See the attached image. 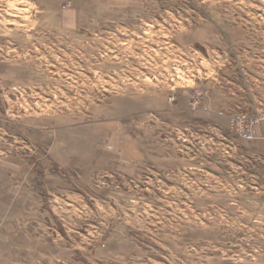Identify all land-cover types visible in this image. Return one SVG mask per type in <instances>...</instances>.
Here are the masks:
<instances>
[{"label":"rangeland","instance_id":"1","mask_svg":"<svg viewBox=\"0 0 264 264\" xmlns=\"http://www.w3.org/2000/svg\"><path fill=\"white\" fill-rule=\"evenodd\" d=\"M0 264H264V0H0Z\"/></svg>","mask_w":264,"mask_h":264},{"label":"built area","instance_id":"2","mask_svg":"<svg viewBox=\"0 0 264 264\" xmlns=\"http://www.w3.org/2000/svg\"><path fill=\"white\" fill-rule=\"evenodd\" d=\"M246 139L252 140V137L251 136H247Z\"/></svg>","mask_w":264,"mask_h":264}]
</instances>
